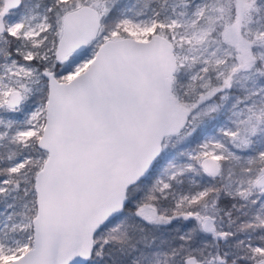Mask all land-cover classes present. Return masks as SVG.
Instances as JSON below:
<instances>
[{
	"label": "snow or ice",
	"instance_id": "obj_1",
	"mask_svg": "<svg viewBox=\"0 0 264 264\" xmlns=\"http://www.w3.org/2000/svg\"><path fill=\"white\" fill-rule=\"evenodd\" d=\"M0 264H264V0H0Z\"/></svg>",
	"mask_w": 264,
	"mask_h": 264
}]
</instances>
